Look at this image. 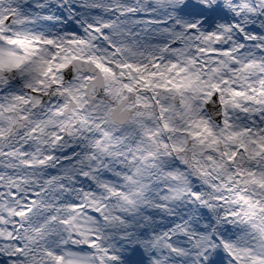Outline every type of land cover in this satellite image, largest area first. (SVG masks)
I'll return each instance as SVG.
<instances>
[{
    "label": "snow or ice",
    "instance_id": "1",
    "mask_svg": "<svg viewBox=\"0 0 264 264\" xmlns=\"http://www.w3.org/2000/svg\"><path fill=\"white\" fill-rule=\"evenodd\" d=\"M264 264V0H0V264Z\"/></svg>",
    "mask_w": 264,
    "mask_h": 264
},
{
    "label": "rangeland",
    "instance_id": "2",
    "mask_svg": "<svg viewBox=\"0 0 264 264\" xmlns=\"http://www.w3.org/2000/svg\"><path fill=\"white\" fill-rule=\"evenodd\" d=\"M142 250H136L133 251L131 249H129L126 253H125V264H131L132 261H134L135 259H137L140 254H141ZM219 254H218V259L216 260L215 264H227V260H226V255L224 254V252L221 250H218Z\"/></svg>",
    "mask_w": 264,
    "mask_h": 264
},
{
    "label": "trees",
    "instance_id": "3",
    "mask_svg": "<svg viewBox=\"0 0 264 264\" xmlns=\"http://www.w3.org/2000/svg\"><path fill=\"white\" fill-rule=\"evenodd\" d=\"M223 250H221V252H222ZM217 253H216V256L214 255V254H212V259H218V254H219V252H218V250L216 251ZM225 254V253H224Z\"/></svg>",
    "mask_w": 264,
    "mask_h": 264
}]
</instances>
